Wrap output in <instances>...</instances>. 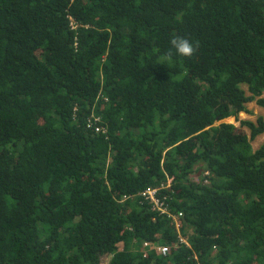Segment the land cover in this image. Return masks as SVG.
Instances as JSON below:
<instances>
[{
    "label": "trees",
    "instance_id": "16d2710c",
    "mask_svg": "<svg viewBox=\"0 0 264 264\" xmlns=\"http://www.w3.org/2000/svg\"><path fill=\"white\" fill-rule=\"evenodd\" d=\"M262 94L264 0H0V264H264Z\"/></svg>",
    "mask_w": 264,
    "mask_h": 264
},
{
    "label": "clouds",
    "instance_id": "9594fccd",
    "mask_svg": "<svg viewBox=\"0 0 264 264\" xmlns=\"http://www.w3.org/2000/svg\"><path fill=\"white\" fill-rule=\"evenodd\" d=\"M169 43H170V49L167 51V52H165V54H164V59L165 60H169V59H171V56H172V49H174L175 50V53L177 54V55H179V56H182V57H187V58H190V57H192L194 54H195V52L197 51V48H198V42H197V44H193V43H191L187 38H184V37H182V36H174V37H172L171 38V40L169 41ZM241 88H242V90L245 92V94L247 95V96H249L250 94L248 93V91H247V86H245V85H243V86H241ZM261 97L262 98H264V94H262L261 95ZM250 103H254V105L255 106H257L256 104H255V102H250ZM250 103H248V104H250ZM248 104H246L245 105V107H246V111H242V112H239L238 113V119L240 120V119H244V118H242V115H246V116H248V108H247V105ZM258 107V106H257ZM258 108H260V107H258ZM260 109H262V108H260ZM262 110H264V109H262ZM249 117H251V116H249ZM263 117H264V115H263ZM258 118V117H257ZM256 118V119H257ZM256 119H255V121H256ZM89 120L92 122H94V120H97L95 123L96 124H98V122H99V117L98 116H95V115H92V116H90L89 117ZM88 120V121H89ZM249 121V120H248ZM221 122H223V123H226V124H232V125H234V126H236L237 128H238V126H239V124L237 125V124H235V123H238V122H236V120H235V118L234 117H229V118H226V119H223V120H221ZM252 122V121H251ZM242 130L247 134V135H249V133H248V130L246 129V128H242ZM96 132V131H95ZM262 135H264V134H262ZM262 135H259L258 137H256L253 141H251L252 142V145L253 146H255V148L257 149V147H259V145L261 144V136ZM257 139H260V140H257ZM254 142V143H253ZM263 142V141H262ZM202 165L201 164H199V166H198V168L199 167H201ZM203 176H209V172L207 171V172H205L204 173V175ZM195 176H193V180L197 183H199L200 182V178L199 177H196V178H194ZM206 180H204L203 181V184H206V182H205ZM166 187H168V185H166ZM149 189H152V188H149ZM148 190V189H147ZM145 191V190H144ZM143 192V191H142ZM145 201V200H144ZM146 202H148L149 203V201H146ZM151 210H152V205H151ZM152 211H154V210H152ZM170 212V211H169ZM180 213V212H179ZM179 213H177L176 214V216L179 214ZM170 214H172L171 212H170ZM173 215V214H172ZM181 239L184 241V242H182L181 241ZM179 242L180 243H182L183 245H186L187 247H189V244L187 243V241H186V238H184V237H179ZM144 244V243H143ZM147 244H149V245H151V246H163V245H160V244H156V243H147ZM166 247V246H165ZM142 252H143V255L144 254H146V251H149V249L148 248H146V247H143V245H142ZM150 250H154L157 254H159L157 251H156V249L155 248H152V249H150ZM214 250H215V248H214ZM160 255V254H159ZM162 256V255H161ZM110 258H108V260H109ZM106 262V261H105ZM103 264H106V263H103ZM108 264V263H107Z\"/></svg>",
    "mask_w": 264,
    "mask_h": 264
},
{
    "label": "built area",
    "instance_id": "2783aa9c",
    "mask_svg": "<svg viewBox=\"0 0 264 264\" xmlns=\"http://www.w3.org/2000/svg\"><path fill=\"white\" fill-rule=\"evenodd\" d=\"M97 120H94V122L92 121H88V125L89 124H93L95 123ZM96 132H98L99 130H95ZM157 193H158V189L157 188H152V189H148L145 190L143 192H141V196L144 198L145 201H149V203L152 205V210H158L160 211V213L166 215L168 218H171L174 222H175V226L177 227V218H181L182 214L179 213L177 216H174L172 214H170L169 210L167 209V207H164L165 204L163 202H161L158 198H157ZM128 197L124 196L123 199L126 200ZM182 242H184L181 239ZM143 247L148 248L149 250L152 248H155L156 251L162 255V256H166L168 254V248L165 246H151L147 243L143 244ZM143 257H146V254L143 255Z\"/></svg>",
    "mask_w": 264,
    "mask_h": 264
},
{
    "label": "rangeland",
    "instance_id": "374dc122",
    "mask_svg": "<svg viewBox=\"0 0 264 264\" xmlns=\"http://www.w3.org/2000/svg\"><path fill=\"white\" fill-rule=\"evenodd\" d=\"M247 110H248V116H246V115H242V118H244V119H240V120H249V121H252V122H255V119L257 118V117H263V115H264V110H262V109H260V108H258L257 106H255L254 105V103H250V104H248L247 105ZM249 116H251V117H249ZM264 118V117H263ZM235 124H237L238 125V123H235ZM257 140H260V139H257ZM264 140V135H262L261 136V143H262V141ZM254 143V142H253ZM251 144H252V142H251ZM261 145V144H260ZM259 145V146H260ZM254 148H255V146H254ZM199 166V165H198ZM198 170V169H197ZM196 170V171H197ZM195 171V172H196Z\"/></svg>",
    "mask_w": 264,
    "mask_h": 264
}]
</instances>
